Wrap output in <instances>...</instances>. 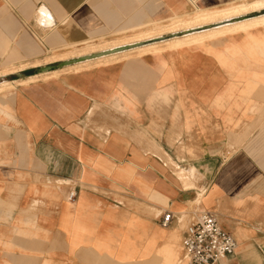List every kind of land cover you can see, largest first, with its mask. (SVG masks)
<instances>
[{"label": "crops", "instance_id": "0c3cea01", "mask_svg": "<svg viewBox=\"0 0 264 264\" xmlns=\"http://www.w3.org/2000/svg\"><path fill=\"white\" fill-rule=\"evenodd\" d=\"M239 1L0 0V70ZM199 210L264 264V25L0 90V264H185Z\"/></svg>", "mask_w": 264, "mask_h": 264}, {"label": "bare ground", "instance_id": "6f19581e", "mask_svg": "<svg viewBox=\"0 0 264 264\" xmlns=\"http://www.w3.org/2000/svg\"><path fill=\"white\" fill-rule=\"evenodd\" d=\"M39 16V22L43 24V27L52 22V18L49 12L43 7L39 10ZM225 21L229 22L227 24H223L222 22ZM152 23L153 27H151L150 29L134 31L131 34H124L112 39H105L97 43H85L81 47H75L74 49L66 50L61 53L48 55L46 56V58H44L42 62H44V64H51L60 61L83 58L93 55L95 53L115 50L121 47L139 44L149 40H155L164 36H167V38L158 41H151L145 44L137 45L131 48L102 55L96 58H88L85 60H81L77 63L67 65L60 70L55 69V71L44 73L40 76H34L25 80H18L16 82L1 81L0 90L14 88L15 84L24 85L28 84L30 81H34L39 78L47 79L50 77H56L64 72L78 71L83 68H89L94 65H103L134 56H142L148 53H159L168 49H176L186 45L199 44L207 39L215 38L218 36H224L228 33L248 32L253 28L255 29L258 26L264 25V0H253L250 2L239 1V3H233L221 9H216L212 11L196 10L193 15L173 17L169 23ZM214 24L219 25L210 27L204 31L195 30L201 27H208ZM30 63L26 65L12 67L9 69L6 68L5 70L3 69L4 73H2L1 76L7 75L9 73H16L21 69L29 67L32 63L33 64L31 66L42 65L41 61H38V59L35 63ZM190 173H194L193 169H190ZM194 202H201L200 194L194 200Z\"/></svg>", "mask_w": 264, "mask_h": 264}, {"label": "built area", "instance_id": "2783aa9c", "mask_svg": "<svg viewBox=\"0 0 264 264\" xmlns=\"http://www.w3.org/2000/svg\"><path fill=\"white\" fill-rule=\"evenodd\" d=\"M76 192H69L68 198L75 200ZM174 218L165 212L161 224L168 226ZM183 259L185 264H217L233 254L237 248L235 238L225 231L213 212L199 210L187 225L183 234Z\"/></svg>", "mask_w": 264, "mask_h": 264}, {"label": "water", "instance_id": "95a60500", "mask_svg": "<svg viewBox=\"0 0 264 264\" xmlns=\"http://www.w3.org/2000/svg\"><path fill=\"white\" fill-rule=\"evenodd\" d=\"M228 22L229 21H225V22H222V23L226 24ZM222 23H219V24H222ZM219 24H214V25H211V26H208V27L207 26L206 27H201V28H198V29H195V30H202L204 28H210V27H213V26H218ZM165 38H167V36H164V37H161V38H157L155 40H149V41L142 42V43H139V44H133V45H130V46L121 47V48H118V49H115V50L95 53L93 55H90V56H87V57H83V58H76V59H71V60H67V61H60V62L55 63V64H50V65L43 66L41 68V71H49V70H53V69H56V68H61V67H64V66H67V65H70V64L77 63V62H79L81 60H85V59H88V58H96V57H99V56H102V55H106V54H110V53H113V52L121 51V50H124V49H127V48H131V47H134V46H137V45L145 44V43H148V42H151V41L162 40V39H165Z\"/></svg>", "mask_w": 264, "mask_h": 264}, {"label": "rangeland", "instance_id": "374dc122", "mask_svg": "<svg viewBox=\"0 0 264 264\" xmlns=\"http://www.w3.org/2000/svg\"><path fill=\"white\" fill-rule=\"evenodd\" d=\"M44 1V0H43ZM44 3V2H43ZM195 12H193L192 14H190V15H193ZM172 20V18L171 19H169V20H166L165 22H162V24L163 23H169L170 21ZM150 23H152V22H149V23H147V24H145V25H143V26H140V27H136V28H134L133 30H131V31H129V32H122V33H120V32H118V33H113V34H110V36H108V37H105V38H100L99 40H97L96 42H94V43H97V42H101V41H103V40H105V39H112V38H115V37H118V36H121V35H124V34H131V33H133L134 31H140V30H145V29H150L151 27H153L152 25H153V23L152 24H150ZM161 23V22H160ZM120 33V34H119ZM179 33H182V32H179ZM85 43H93V42H89V41H86V42H84L81 46H83ZM81 46H69V48L67 49V50H71V49H74L75 47H81ZM66 51V50H65ZM52 54H55V53H53V52H49V53H46V51L44 50V52H43V60H44V58H46V56H48V55H52ZM42 60V61H43ZM41 61V63L44 65V62H42ZM28 66V65H27ZM2 73H4V70H0V76H1V74ZM183 172L184 171H181V175L180 176H183L182 174H183ZM188 172L190 173V170H188ZM191 174V173H190ZM190 204H192L191 206H190V210H192V211H194V210H196L198 207H197V205H199L200 203L199 202H192V203H190Z\"/></svg>", "mask_w": 264, "mask_h": 264}]
</instances>
